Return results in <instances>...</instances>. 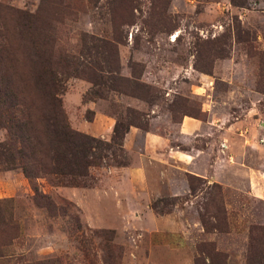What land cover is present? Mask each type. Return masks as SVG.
I'll use <instances>...</instances> for the list:
<instances>
[{"label": "rangeland", "instance_id": "1", "mask_svg": "<svg viewBox=\"0 0 264 264\" xmlns=\"http://www.w3.org/2000/svg\"><path fill=\"white\" fill-rule=\"evenodd\" d=\"M238 1L0 0V98L34 93L31 61L42 46L70 129L109 141L131 109L140 130L176 142L174 124L187 117L206 129L177 149L207 152L195 159L202 179L137 149L104 150L78 185L34 180L44 197L35 200L0 118V264H103L117 253L118 264H208L212 249L218 264H264V0ZM17 12L40 18L38 34L17 35ZM94 39L114 46L118 75L140 98L84 79ZM188 175L199 179L193 192Z\"/></svg>", "mask_w": 264, "mask_h": 264}, {"label": "trees", "instance_id": "2", "mask_svg": "<svg viewBox=\"0 0 264 264\" xmlns=\"http://www.w3.org/2000/svg\"><path fill=\"white\" fill-rule=\"evenodd\" d=\"M229 2L232 6H242V2L238 0ZM10 20H13L12 28L20 38L26 33L38 34L43 26L40 18L22 12H17ZM10 20L6 26L10 24ZM4 28L8 33V26ZM5 37L9 43V37ZM48 38L47 45L51 36ZM41 47H37V51L33 52L35 58L31 61L35 64L32 65L31 71L34 93L30 96L23 94L22 97L7 93L4 98H0L2 127L15 146L17 167L30 182L35 200L44 197L38 195L37 187L32 184L34 180L47 178L50 183L61 185L63 180L70 178V185H78L75 178L86 176L88 167L101 166L106 160L107 154L103 152L104 150L117 148L121 151L123 137L129 127L146 129V123L140 121L141 114L131 109H125L123 119L115 120L109 141L95 139L70 129L61 108L56 73L49 67L48 54L45 52L47 55L44 56ZM105 49L111 50L112 59L110 55L105 54ZM115 55L114 46L103 40L94 39L88 50L89 60L85 65L84 79L100 90L107 89L140 98L127 86L133 83L132 80L118 75ZM92 56L99 61L91 58ZM98 97L104 96L99 92ZM198 180L188 175L187 181L191 192L195 190L192 181ZM151 208L155 209V205L152 204ZM198 214L202 228L208 232L205 213L199 211ZM200 252L204 254L203 251ZM210 252L211 256L206 254L205 260L207 259L208 264H218L219 261L211 260L213 255L218 254L213 249ZM119 258L120 253L109 254L103 259V264H118ZM247 261H250L249 255Z\"/></svg>", "mask_w": 264, "mask_h": 264}, {"label": "crops", "instance_id": "3", "mask_svg": "<svg viewBox=\"0 0 264 264\" xmlns=\"http://www.w3.org/2000/svg\"><path fill=\"white\" fill-rule=\"evenodd\" d=\"M176 128V135L178 139L175 143L172 142V137H170V132L167 131H157L152 127L148 130L142 131L138 128L130 127L127 133L123 137L122 149L125 151L133 152L134 149L138 150V155L142 157H147L149 160H155L158 162H164L166 164H171L175 168L188 172L194 176L204 179L203 175H199L196 172V157L199 154L206 155L207 152L194 150L192 148L189 151L178 150V145L188 144L189 137L199 136L200 131L206 129L201 121L184 117L180 119L177 124H174ZM170 128V126H168ZM178 148V149H177ZM206 149V148H205ZM206 163V161H205ZM131 174L135 177L134 183L137 186L142 187L145 182V175H143V169H132ZM249 184L254 183V179L248 180ZM253 192V191H252ZM256 196H259L260 191H254Z\"/></svg>", "mask_w": 264, "mask_h": 264}]
</instances>
